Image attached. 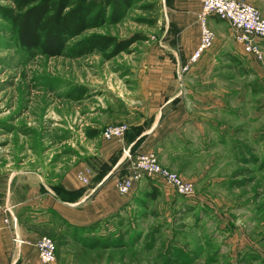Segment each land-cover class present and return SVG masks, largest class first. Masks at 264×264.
<instances>
[{"label":"rangeland","instance_id":"1","mask_svg":"<svg viewBox=\"0 0 264 264\" xmlns=\"http://www.w3.org/2000/svg\"><path fill=\"white\" fill-rule=\"evenodd\" d=\"M0 5L10 6L12 0H0ZM165 6V0L136 1L119 23L88 30L79 38L145 36L109 60L97 52L72 57L71 48L79 39L69 42L62 55L31 56L0 17V178L34 170L60 181L73 170L76 181L91 184V167L101 150L110 141L125 139H106L104 130H130L122 120L123 110L141 91L135 79L138 70L128 73L145 67L151 52L162 47ZM233 39L230 48L242 52ZM261 44L264 50V40ZM241 52L229 63L221 62L229 65V72L216 75V86L206 81L195 87L221 96L228 105L217 114L229 127L228 145L219 143L192 161L174 157L166 163L153 152L158 164L177 173L194 194L181 196L173 188L168 201L151 200L143 193L130 212L88 230L43 229L40 237L55 241L62 264H264V61ZM181 70L180 81L189 83ZM126 150L119 151L124 166L115 170L120 196L150 179L144 177L122 193L119 184L132 173Z\"/></svg>","mask_w":264,"mask_h":264},{"label":"crops","instance_id":"2","mask_svg":"<svg viewBox=\"0 0 264 264\" xmlns=\"http://www.w3.org/2000/svg\"><path fill=\"white\" fill-rule=\"evenodd\" d=\"M240 1L254 5L264 14V0ZM165 5L168 16L164 21L162 47L151 52L145 67L130 69L128 73L138 70L139 77L135 79L141 91L132 100L128 97L123 110L122 120L129 123L130 130L124 140L110 141L101 150L95 169L91 167L94 171L91 184L76 181L73 170L60 181L34 170L1 176L0 264H41L37 249L26 243L16 244L15 238L35 241L47 228L58 233L75 228L88 230L136 207L137 197L143 193L155 200L148 195L157 191L156 200L169 201L174 195L173 188L160 178L144 179L128 196L117 193L115 170L125 162L123 156L120 158V149L152 151L167 163L174 157L184 161L200 159L220 147L219 143H228L229 127L217 116L228 105L221 96L195 87L206 81H214L216 86V75L229 72V65L221 62L229 63L231 56L241 52L230 48L231 27L226 21L209 18V26L215 33L214 45L183 72L189 80L183 84L181 69L200 41L201 5L187 0H165ZM5 205L13 211L9 223L4 221L8 216L2 210ZM52 264L62 261L57 259Z\"/></svg>","mask_w":264,"mask_h":264},{"label":"trees","instance_id":"3","mask_svg":"<svg viewBox=\"0 0 264 264\" xmlns=\"http://www.w3.org/2000/svg\"><path fill=\"white\" fill-rule=\"evenodd\" d=\"M136 1L143 0H12V5H0V17L10 24L18 45L27 54L54 57L62 55L72 40L88 30L117 24ZM145 36L127 39L104 34H92L76 41L72 57L79 58L97 52L108 60L130 49ZM148 196L156 199L157 191Z\"/></svg>","mask_w":264,"mask_h":264},{"label":"built area","instance_id":"4","mask_svg":"<svg viewBox=\"0 0 264 264\" xmlns=\"http://www.w3.org/2000/svg\"><path fill=\"white\" fill-rule=\"evenodd\" d=\"M187 1L198 2L201 5L198 14L200 41L189 62L183 67L184 71L198 62L204 53L214 45L215 33L209 26L210 17L226 21L231 27L234 40L242 45L244 53L259 62L264 61V50L261 44V40H264V14L257 7L240 0ZM128 131V126H109L104 130L103 135L106 139L115 137L124 139ZM126 149L128 150L125 151V157L131 162L132 173L130 177L119 184L122 193H128L136 182L141 181L144 177H150L163 179L181 196L188 197L194 194L193 189L187 188L186 182L177 173L166 170L158 164L153 152L142 151L134 155L130 151L131 148ZM82 178L86 184L89 183V179L85 175ZM2 210L8 215L4 220L5 223H9V218L13 216L11 206L5 205ZM15 242L18 245L23 243L33 245L38 251L41 264H52L57 260L56 243L48 236L38 237L35 241H23L20 238H15Z\"/></svg>","mask_w":264,"mask_h":264}]
</instances>
